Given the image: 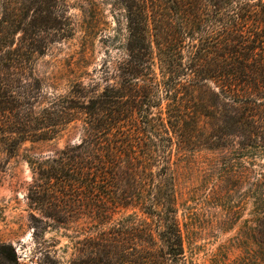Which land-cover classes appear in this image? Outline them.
Instances as JSON below:
<instances>
[{"label": "trees", "instance_id": "obj_1", "mask_svg": "<svg viewBox=\"0 0 264 264\" xmlns=\"http://www.w3.org/2000/svg\"><path fill=\"white\" fill-rule=\"evenodd\" d=\"M0 1L9 15L14 0ZM119 1L128 30L120 82L102 93L78 82L58 104L37 112L41 87L23 76L0 80V105L10 114L0 115V122L6 117L9 123L8 129L0 125V148L14 154L25 142L56 139L82 115L79 154L70 159L91 161L92 175L102 178L122 167L134 190L108 194L113 206L132 213L101 234L94 259L186 264L172 184L175 139L184 145L187 132L202 122V148L238 147L252 163L264 159V0ZM20 2L35 11L30 23L18 22L24 36L16 58L6 49L12 21L5 17L0 23V65L12 63L22 71L34 55L70 38L73 28L65 16L66 0ZM98 181L91 189L100 201ZM254 194L253 225L239 237L244 254L236 264H264V171ZM0 259L17 261L13 247L2 245Z\"/></svg>", "mask_w": 264, "mask_h": 264}, {"label": "rangeland", "instance_id": "obj_2", "mask_svg": "<svg viewBox=\"0 0 264 264\" xmlns=\"http://www.w3.org/2000/svg\"><path fill=\"white\" fill-rule=\"evenodd\" d=\"M20 3L14 0L6 15L0 1V23L5 17L12 21L6 48L10 58H16L24 36L18 22L30 23L35 11ZM65 9L73 28L70 38L51 44L44 55H34L22 71L12 63L8 68L0 65L2 83L23 76L41 87L37 112L58 104L78 82L95 86L97 93L120 82L118 68L126 59L128 39L121 1L66 0ZM7 108L0 105L2 117L10 116ZM78 117L56 139L25 142L14 154L0 148V247H13L17 261L12 264H117L104 257L94 259V245L103 232L132 213L113 206L108 194L134 190L122 167L109 169L102 178L103 174L92 175L91 161L70 159L79 154L76 147L82 142L85 118ZM5 118L0 125L8 129ZM183 140L181 145L175 139L173 146L172 184L186 264H236L244 254L239 237L253 225L254 184L264 171V159L252 163L238 147L202 148V122ZM95 179L104 197L100 201L91 189ZM96 212L103 215L96 217ZM0 264L7 263L0 259Z\"/></svg>", "mask_w": 264, "mask_h": 264}]
</instances>
